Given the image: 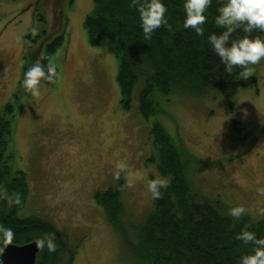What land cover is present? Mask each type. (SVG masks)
Instances as JSON below:
<instances>
[{"label": "rangeland", "instance_id": "rangeland-1", "mask_svg": "<svg viewBox=\"0 0 264 264\" xmlns=\"http://www.w3.org/2000/svg\"><path fill=\"white\" fill-rule=\"evenodd\" d=\"M36 1L0 0V114L7 103L16 112L11 165L25 173L29 188L19 216L33 215L59 230L74 253L72 264H136L92 194L119 181L113 175L118 160L133 170L156 172L147 163L154 155L149 127L156 119L196 158L187 163V173L197 192L231 207L242 205L253 220L264 221V59L250 66L246 82L253 85L238 88L232 98L216 91L162 98L166 113L146 121L138 111V87L131 108H121L113 50L87 41L83 20L93 0L71 5L65 0L60 9L68 15V40L57 45L53 36L47 39L58 76L21 108L24 96L15 90L28 55L23 37L46 29L47 22L28 28ZM52 15L46 11L53 29ZM120 180L125 221H140L152 206L146 181L128 188L123 175ZM61 260L68 263V255Z\"/></svg>", "mask_w": 264, "mask_h": 264}, {"label": "trees", "instance_id": "trees-1", "mask_svg": "<svg viewBox=\"0 0 264 264\" xmlns=\"http://www.w3.org/2000/svg\"><path fill=\"white\" fill-rule=\"evenodd\" d=\"M69 1L71 5L73 0ZM64 2L37 0L31 3L36 9L32 8L28 28L32 31L38 20L47 19V24L46 29L36 28L35 33L28 32L23 37V51L28 55L20 69L15 90L24 96L21 108L32 98L20 85L25 69L37 59L44 63L51 60L53 51L48 38L53 36V44L57 45L64 44L65 37L68 40V28L65 29L68 15L60 9ZM223 2L212 0L205 13L207 21L201 26L203 35H197L192 29L183 27V0H163L168 9L165 13L168 25H162L150 39H145L139 12L131 0H93L83 27L90 45L109 46L113 50L123 110L131 108L136 87L138 111L149 121L151 117L166 113L162 98L169 101L177 94L202 95L216 91L228 100L238 88L253 85L239 77V67L228 74L208 41L210 34H220L224 30L215 24L217 9ZM47 10L54 17L53 29V23H48ZM232 35L240 38L245 34L238 29ZM252 35L264 38V33L255 30ZM54 80L46 82L53 83ZM3 112L5 114H0V224L14 229L12 244L15 245L55 238L56 251L40 248L34 264H61L64 255H68L66 264H72L74 253L67 248L59 230L33 215H18L25 207L29 188L25 173L11 165L13 153L9 145L16 112L10 103L5 104ZM151 121L149 135L154 155L147 159V163L155 165L153 174L170 180L169 187L162 190L161 198L152 199L150 210L140 221L133 219L130 224L125 221L122 180L106 190L95 191L92 200L103 210L123 249L136 264H238L242 254L251 252V246L236 240L235 234L247 225L249 231L264 237V221L253 220L247 212L238 221L233 220L227 215L231 206L223 204L216 196L208 197L197 192L189 183L187 173V163L195 162L196 158L181 140L175 141L160 121ZM232 124L239 130V121L234 119ZM14 193L20 195L19 203L10 198Z\"/></svg>", "mask_w": 264, "mask_h": 264}, {"label": "clouds", "instance_id": "clouds-1", "mask_svg": "<svg viewBox=\"0 0 264 264\" xmlns=\"http://www.w3.org/2000/svg\"><path fill=\"white\" fill-rule=\"evenodd\" d=\"M131 3L139 12L145 39H150L153 32L162 25H168L165 17L168 9L163 0H131ZM211 4L212 0H183L185 13L183 27L192 29L197 35H203L201 26L207 21L205 13ZM217 13L215 24L224 30L220 34H210L208 41L228 74H232L234 69L239 67L241 69L239 77L247 79L252 75L250 66L264 59V38L252 35L254 30L264 33V0H224ZM238 29L245 35L233 38L232 34ZM57 76V65L52 60L44 63L42 59H37L25 69L20 85L31 97L39 98L44 82H52ZM114 167L115 179L120 180L123 175L128 188L134 187L139 181H146V189L152 199L161 198L162 190L169 187V178L147 171L133 170L126 160L116 161ZM260 194L264 195V190ZM10 198L14 203H19L21 199L16 193ZM246 211L244 206L237 205L230 207L227 215L238 221ZM13 235L14 229L11 226L0 224V254L13 242ZM235 239L245 246H251V252L242 254L238 264H264V237L249 231L245 225L235 234ZM37 246L55 252V238L46 237L38 241Z\"/></svg>", "mask_w": 264, "mask_h": 264}, {"label": "water", "instance_id": "water-1", "mask_svg": "<svg viewBox=\"0 0 264 264\" xmlns=\"http://www.w3.org/2000/svg\"><path fill=\"white\" fill-rule=\"evenodd\" d=\"M37 243L33 241L24 245H7L0 254V264H34L36 254L40 250Z\"/></svg>", "mask_w": 264, "mask_h": 264}]
</instances>
